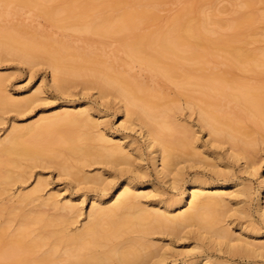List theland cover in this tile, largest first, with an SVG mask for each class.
I'll use <instances>...</instances> for the list:
<instances>
[{
  "label": "bare ground",
  "instance_id": "6f19581e",
  "mask_svg": "<svg viewBox=\"0 0 264 264\" xmlns=\"http://www.w3.org/2000/svg\"><path fill=\"white\" fill-rule=\"evenodd\" d=\"M236 1L228 19L212 15V20L211 14L202 15L205 10H194L192 0H0V59L41 62L54 70L67 95L80 85L83 93L96 89L111 97L115 110L123 108L125 119L141 129L143 143L150 140L159 149L163 175L156 181L166 185L176 169L185 179L179 197L169 198L152 179L117 180L104 195L105 182L115 177L112 169L125 161L126 149L119 146L123 133L110 134L102 117L89 111L88 100L62 101L41 113L48 117L42 123L17 125L0 139V218H6L3 227L0 223V264H134L148 255L106 247L132 233L156 243L175 241L173 247L182 251L201 249L187 259H229L211 250V238L225 207H235L225 194L244 193L234 180L198 177L232 159L258 164L257 145L264 143V47H248L254 23L264 22V11L255 8L264 0ZM171 5L175 11H166ZM6 90L0 76V110L19 107L7 100ZM194 121L210 130L206 138L194 139ZM51 165L72 189L85 190L61 199L60 192L45 193L48 181L40 176L27 191L13 188L30 179L34 168ZM93 165L96 173L85 171ZM152 193L161 199H145ZM88 199L96 205L87 210L94 211L92 231L79 221L83 206L77 208ZM37 203L54 212L32 210ZM95 224L109 226L102 237ZM242 226L236 219L232 231ZM245 231L238 234L260 242L259 232ZM155 232L166 235L156 238Z\"/></svg>",
  "mask_w": 264,
  "mask_h": 264
},
{
  "label": "snow or ice",
  "instance_id": "6c2138e0",
  "mask_svg": "<svg viewBox=\"0 0 264 264\" xmlns=\"http://www.w3.org/2000/svg\"><path fill=\"white\" fill-rule=\"evenodd\" d=\"M16 61L8 60L3 68L15 66ZM24 75L20 77L13 74L11 77H4L10 85L5 92L7 100L19 107L4 106L0 110V135L7 139L17 130V117H25L35 120L36 124L42 123L48 117L42 116L41 113L48 112L53 108L59 107L61 102L67 99H87V93L84 96H69L57 85L55 72L50 71L44 64L37 61L35 64L27 65L23 68ZM15 82V83H13ZM22 95V99L18 98ZM111 97L99 90L96 91L95 103L89 102V111L102 117L100 123L108 126L110 134H120L121 148L126 149L124 152L125 161L119 168L112 169L115 177L105 182L103 194L107 195L109 186L116 184L117 180H123V183L132 181L156 180L163 175L159 164V149L151 141L143 143V133L139 127H134L125 119L123 108L117 112L110 103ZM210 130L195 125L192 129V135L195 140H199L200 133L208 135ZM215 147V145H213ZM155 157L156 163H153ZM231 157V154H230ZM107 167L111 168V165ZM186 168V165H181ZM210 174V175H209ZM259 179V191H257V178ZM63 178V177H61ZM202 182L234 180L240 184V190L244 193L237 196L235 193L225 194L224 199L229 196L235 203V207H225L224 215L217 232L212 235V251L219 253L221 257L227 256V261H211L207 258L187 259L200 253V248H191L180 250L173 247L175 241L168 243H156L152 239H142L139 234H129L127 237H120L116 240H110L106 247H112L119 251H136L139 250L148 255L147 259H141L134 264H264V154L259 157L258 164L244 158L232 159L229 165L224 167L204 170L203 175L198 177ZM191 178H189L190 180ZM49 177L48 182L51 183ZM185 179L180 174V169H176L167 177V184L160 190L166 192L170 197H179L181 186ZM123 183L120 187H123ZM151 186V185H149ZM190 187L195 185L189 184ZM231 186V185H230ZM77 192L83 189L77 188ZM125 191H127L125 189ZM193 201L196 197L191 193L188 194ZM147 200H159L160 196L152 193L145 197ZM93 210L96 205L89 201ZM187 204V199L184 201ZM83 206V201L77 206L79 209ZM191 207V206H190ZM79 214V212H78ZM243 221L242 229L246 230L245 235L252 232L260 233V242L256 243L251 239H245L238 232L232 231L234 220ZM82 223L85 230L92 231L89 226L94 224V211L85 210L82 216ZM106 224H95L94 231L97 236H103L108 230ZM163 232H155L152 236L159 238L165 236ZM154 257V258H153ZM177 257L185 259L177 260ZM96 264H110L108 261H98Z\"/></svg>",
  "mask_w": 264,
  "mask_h": 264
},
{
  "label": "rangeland",
  "instance_id": "374dc122",
  "mask_svg": "<svg viewBox=\"0 0 264 264\" xmlns=\"http://www.w3.org/2000/svg\"><path fill=\"white\" fill-rule=\"evenodd\" d=\"M186 1V0H185ZM233 1H236V0H216V1H214V0H209V1H205V0H192V2H193V4H194V10H198L199 12H201V11H204L205 10V12H202V15L204 14V13H208L209 15L211 14V17H212V15H213V17H216L217 19H215V20H218V19H228L229 17H230V15H232L231 13H233V12H231V10L232 11H234L235 9L233 8V7H235V6H237V4L234 6V2ZM239 1L240 0H238V1H236V2H238L239 3ZM210 2V3H209ZM174 5V4H173ZM173 5H171V6H173ZM175 7H176V5H174ZM174 6L173 7H169L170 8V10H166V11H169V12H173V11H175V8H174ZM256 7V10L258 11V12H262L263 13V11H264V4L263 3H261V2H257V4L255 5ZM172 8H174V9H172ZM198 8V9H197ZM176 10H177V8H176ZM198 11H194V12H196L195 14L197 15V14H199L200 16H201V14L198 12ZM213 11V12H212ZM256 11V12H257ZM198 12V13H197ZM215 12H217V13H215ZM214 13V14H213ZM258 14V13H257ZM260 14V13H259ZM204 16V15H203ZM218 16H220L221 18H218ZM213 17L211 18L212 20H213ZM211 23H212V21H211ZM255 24V26L256 27H254V28H257V29H255L254 30V32L251 34V35H254V37L252 38V37H249L248 38V40H249V42H251V43H248L249 45H248V47L250 46H252L251 48H256V46H257V48H258V46H262L263 45V47H264V22H262V21H257L256 20V22L254 23ZM253 24V25H254ZM210 25H212V24H210ZM255 32H257V33H255ZM256 37V38H255ZM256 39V40H255ZM255 40V41H254ZM259 47V48H260ZM8 60H12V61H16L17 62V64L15 65V66H9V67H7L6 69L5 68H3V66H4V64H5V62L6 61H8ZM28 64H26V63H24V62H22V61H20V60H18V59H16V58H14L13 56H11V55H6L4 58H1L0 59V76H2V78L4 79V77H11V75H13V74H18L20 77H22L23 75H24V72H23V68L25 67V66H27ZM46 66V65H45ZM46 68L48 69V70H50L47 66H46ZM4 82H5V86H6V89L7 88H9L10 87V85L5 81V79H4ZM13 83H15V82H13ZM82 86H78V87H75L74 89H73V91H72V95L71 94H69V96L71 95L72 97H75V96H84L86 93L88 94L87 95V99H83V100H80V99H71V100H75L76 102H78V100H80V101H86V100H88L89 102L91 101L93 104L95 103V95H96V89H90V90H88L87 92H85V93H83V90H82V88H81ZM67 95V94H66ZM19 97H22V95L21 96H19ZM183 98V97H182ZM68 100V99H67ZM182 101L181 102H183L184 101V98L183 99H181ZM64 101H66V100H64ZM113 106V105H112ZM114 109H115V106L113 107ZM69 109H72V108H69ZM53 110V109H52ZM188 111V112H187ZM50 112H51V110H50ZM49 111H48V113H50ZM183 113H185L186 114V119H188V120H190V117L188 118L187 117V115H189L190 114V112H189V110L188 109H185V110H183ZM192 118V120L193 119H195L194 118V115H193V117H191ZM16 120H17V125H24V124H26V123H28V122H31V121H34V120H30V119H28V118H25V117H17L16 118ZM195 122V121H194ZM195 124L197 125V123L195 122ZM200 135L202 136V138L204 139V138H206L207 136L206 135H204L203 133H200ZM1 138H3V135H0V139ZM264 143H262L261 145H262V147H263V149H262V147L260 148V146H258L257 145V147H259L257 150H256V153H257V158L259 159V157L262 155V154H264V145H263ZM97 167H98V165H93V166H89V167H85V171L86 172H88L89 174L91 173V174H94V173H96L98 170H97ZM91 171V172H90ZM95 171V172H94ZM94 172V173H93ZM32 176V177H31ZM30 176V179H28L26 182H18V183H16L14 186H13V188L16 190V192L18 191H27V190H29L30 188H32L33 186H34V184H35V180H36V178L37 177H45L46 179H47V181L49 180V177H51L52 178V180H51V183H49L48 182V184H47V188L45 189V193L47 192V193H50V192H60L61 193V196H60V198L62 199V198H64L66 195H68L70 192L72 193L73 192V195H72V197H76L78 194H81L85 189H83V191L80 193V192H77L76 191V189H72V186H71V183L69 182V180H68V178L65 176V175H63V174H60V172H59V170H58V168H56L55 166H53V165H51V166H48L47 168H42V167H36V168H34L33 169V172H32V175ZM61 177H63V178H61ZM156 181V180H155ZM156 183L157 184H159L160 185V187L162 188L165 184L164 183H158L157 181H156ZM258 185H259V180H258V178H257V189H258ZM74 191H76V193L74 192ZM17 192V193H18ZM77 194V195H76ZM4 198V197H3ZM16 201V200H15ZM89 199L83 204V211H85V210H88L89 209V207H90V203H89ZM17 204V203H16ZM38 205H36V206H34L35 208H31L32 210L33 209H35V211H36V209H38V211L40 210L41 211V213H42V211H43V213L44 214H47V213H49L50 211L49 210H51L50 208L51 207H48V208H45V207H47V206H43V205H39V203H37ZM19 205V204H18ZM43 206V207H42ZM29 208V207H28ZM29 210V209H28ZM37 211V212H38ZM39 211V212H40ZM54 211L53 210H51V213H53ZM82 216L83 215H81L80 217H79V221L81 222L82 221ZM2 217H4V216H2ZM5 218V217H4ZM4 218H0L1 219V221H0V223L1 222H3V221H5L6 220V218H5V220H4ZM14 221H13V223L14 224H12V222H10L14 227H15V225H17L18 224V222H17V220L16 219H13ZM16 220V221H15ZM12 221V220H11ZM80 222H78L77 224H79L80 225ZM17 223V224H16ZM2 224V227L5 225V222H4V225H3V223H1ZM11 224H9V225H11ZM77 224H75L76 226H78ZM75 225H73L72 226V228H74L75 227ZM12 226V227H13ZM1 229V228H0Z\"/></svg>",
  "mask_w": 264,
  "mask_h": 264
}]
</instances>
